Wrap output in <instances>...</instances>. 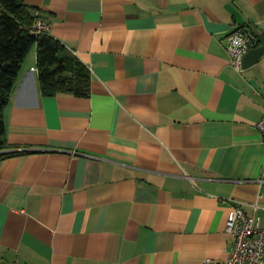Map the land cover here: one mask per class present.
I'll use <instances>...</instances> for the list:
<instances>
[{
  "label": "crops",
  "instance_id": "obj_1",
  "mask_svg": "<svg viewBox=\"0 0 264 264\" xmlns=\"http://www.w3.org/2000/svg\"><path fill=\"white\" fill-rule=\"evenodd\" d=\"M26 3L91 85L45 97L27 56L4 112L0 264L224 263L234 202L264 228V56L240 72L226 51L264 32V0Z\"/></svg>",
  "mask_w": 264,
  "mask_h": 264
},
{
  "label": "trees",
  "instance_id": "obj_2",
  "mask_svg": "<svg viewBox=\"0 0 264 264\" xmlns=\"http://www.w3.org/2000/svg\"><path fill=\"white\" fill-rule=\"evenodd\" d=\"M36 20L47 23L26 0H0V159L17 154L10 152L12 147L7 143L4 112L33 48L36 49L35 70L43 96L68 93L87 98L90 95L89 69L49 31L35 32Z\"/></svg>",
  "mask_w": 264,
  "mask_h": 264
},
{
  "label": "built area",
  "instance_id": "obj_3",
  "mask_svg": "<svg viewBox=\"0 0 264 264\" xmlns=\"http://www.w3.org/2000/svg\"><path fill=\"white\" fill-rule=\"evenodd\" d=\"M34 30L37 33L49 31V25L41 20H36ZM241 37L243 43L237 45L234 38ZM259 36L248 28H239L230 33L226 38V51L229 55L231 65L237 71H243L245 55L252 49L257 48L260 43ZM256 128L264 139V112L256 123ZM263 183V180L259 181ZM253 213L247 215L239 203L229 209L225 231L232 240V248L224 263H217L212 259H205L203 264H264V228L261 226L257 211V204L252 206ZM22 264V263H14Z\"/></svg>",
  "mask_w": 264,
  "mask_h": 264
},
{
  "label": "water",
  "instance_id": "obj_4",
  "mask_svg": "<svg viewBox=\"0 0 264 264\" xmlns=\"http://www.w3.org/2000/svg\"><path fill=\"white\" fill-rule=\"evenodd\" d=\"M262 46L250 50L244 57L243 68H249L254 65L262 56H264V32L258 34Z\"/></svg>",
  "mask_w": 264,
  "mask_h": 264
},
{
  "label": "clouds",
  "instance_id": "obj_5",
  "mask_svg": "<svg viewBox=\"0 0 264 264\" xmlns=\"http://www.w3.org/2000/svg\"><path fill=\"white\" fill-rule=\"evenodd\" d=\"M234 42L237 45H241L243 43V39L241 37L234 38Z\"/></svg>",
  "mask_w": 264,
  "mask_h": 264
},
{
  "label": "rangeland",
  "instance_id": "obj_6",
  "mask_svg": "<svg viewBox=\"0 0 264 264\" xmlns=\"http://www.w3.org/2000/svg\"><path fill=\"white\" fill-rule=\"evenodd\" d=\"M32 53H36V49L35 48H33L32 51L30 52V54H32Z\"/></svg>",
  "mask_w": 264,
  "mask_h": 264
}]
</instances>
